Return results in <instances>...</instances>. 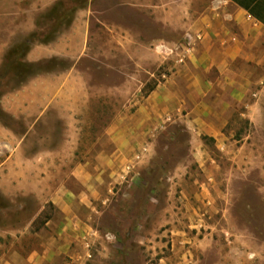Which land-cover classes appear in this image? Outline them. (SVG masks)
Wrapping results in <instances>:
<instances>
[{
	"label": "rangeland",
	"instance_id": "1",
	"mask_svg": "<svg viewBox=\"0 0 264 264\" xmlns=\"http://www.w3.org/2000/svg\"><path fill=\"white\" fill-rule=\"evenodd\" d=\"M86 1L88 31L84 37L74 33L75 55L29 60L27 50L56 42L70 30L76 13L59 28L55 19ZM222 35L236 37L239 44L251 40L254 59L264 57V27L230 0H0V71L10 51L21 52L18 64L0 80V97L47 71L68 69L79 58L87 105L78 113L77 160H95V150L111 149L105 130L118 114L124 111L127 120L146 89L190 64L205 36ZM250 99L259 100V90L254 88ZM243 111L234 113L225 150L211 136L194 137L182 119L165 117L151 125L121 182L108 193L109 202L98 201L97 241L85 240L86 250H79L83 257L75 264H264V95L254 110L258 124L242 117ZM0 121L18 130L27 126L1 106ZM61 127L42 125L26 144L37 147L48 133L53 135L48 139L58 140ZM200 141L209 161H215L213 170L197 161L193 150ZM66 180L80 190L76 179ZM39 207L34 199L8 198L0 189V257L12 247L40 243L44 233H35L45 223L44 214L29 227ZM46 212L54 213V207L48 205Z\"/></svg>",
	"mask_w": 264,
	"mask_h": 264
},
{
	"label": "crops",
	"instance_id": "2",
	"mask_svg": "<svg viewBox=\"0 0 264 264\" xmlns=\"http://www.w3.org/2000/svg\"><path fill=\"white\" fill-rule=\"evenodd\" d=\"M230 1L242 14L264 27V0ZM89 8L78 9L70 30L56 42L34 46L28 59L73 57L77 39L74 33L87 35ZM244 39L239 44L236 37L205 36L189 65L178 67L156 85L127 120L122 111L106 127L105 135L111 139L112 146L109 150L106 147L95 150V160H77L78 113H83L87 105L83 99L84 79L77 74L79 58L68 69L40 74L15 92L4 95L0 101L2 109L13 120L23 121L27 126L18 130L0 121L1 150L5 153L0 158V189L8 198L19 195L38 201L40 207L30 221V228L46 213L48 205L54 207V213L47 212L51 217L47 220L44 217L45 223L35 233H44L37 246L12 247L0 257V264L79 262L83 257L79 250H86L85 240L97 241L98 201L109 202L108 193L121 182L127 161L150 136L157 121L165 117L182 119L194 137L211 136L221 150L227 147L225 142L231 135L228 126L236 111L244 107L242 117L258 124L260 118L254 110L263 104L264 57L254 59L251 40L247 45ZM87 46L86 38L80 57ZM254 88L259 90L260 99L253 102L250 95ZM51 123L62 126L58 140L48 139L53 136L48 133L41 137L43 142L39 146L26 144L28 137L38 135L42 125ZM200 144L193 150L197 161L203 169H215V161H209L202 141ZM66 178L76 179L80 190L70 187Z\"/></svg>",
	"mask_w": 264,
	"mask_h": 264
},
{
	"label": "trees",
	"instance_id": "3",
	"mask_svg": "<svg viewBox=\"0 0 264 264\" xmlns=\"http://www.w3.org/2000/svg\"><path fill=\"white\" fill-rule=\"evenodd\" d=\"M234 1H236V0H234ZM237 2V1H236ZM86 3H87V1L84 3V5H81V6H78V7H75V8H69V9H67L66 11H65V13H63V14H61V15H59L56 19H55V26L56 27H60V24L68 17V15L71 13V12H74V13H76V11L78 10V9H80V8H84L85 7V5H86ZM56 27H55V29H56ZM57 28V29H58ZM55 32L57 31V30H54ZM54 38H52V39H48V40H46V41H42V43H45V42H51L52 40H53ZM25 45H29L28 44V42L26 43V44H24L23 46H25ZM20 48H18V50H19ZM18 50H12V51H10L8 54H7V56H6V61L4 62V64H3V66H2V69H1V71H0V80H2V79H4V78H6V76H8L9 74H10V71H11V69L13 68V66L14 65H16V64H18V59H19V56H20V54H21V52H19ZM22 52H23V47H22ZM28 52L30 51V49L29 50H27ZM27 52V53H28ZM54 59V58H53ZM53 59H51V60H46V62L48 61H53ZM47 72H50V71H47ZM156 88V85H153V86H151L149 89H146V93H145V96H148L154 89ZM0 101H1V97H0ZM0 106H1V104H0ZM2 111L4 112V113H6L3 109H2ZM7 114V113H6ZM44 216H45V218H46V220L47 219H49L50 217H51V215L50 214H48L47 212L44 214ZM45 220V221H46Z\"/></svg>",
	"mask_w": 264,
	"mask_h": 264
}]
</instances>
